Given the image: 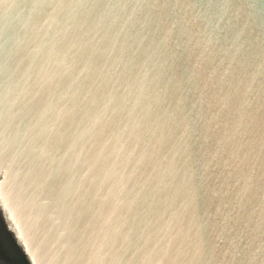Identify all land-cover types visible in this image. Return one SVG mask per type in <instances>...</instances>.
<instances>
[{
  "label": "water",
  "instance_id": "obj_1",
  "mask_svg": "<svg viewBox=\"0 0 264 264\" xmlns=\"http://www.w3.org/2000/svg\"><path fill=\"white\" fill-rule=\"evenodd\" d=\"M0 214L30 264H264V0H0Z\"/></svg>",
  "mask_w": 264,
  "mask_h": 264
},
{
  "label": "trees",
  "instance_id": "obj_2",
  "mask_svg": "<svg viewBox=\"0 0 264 264\" xmlns=\"http://www.w3.org/2000/svg\"><path fill=\"white\" fill-rule=\"evenodd\" d=\"M0 264H30L0 214Z\"/></svg>",
  "mask_w": 264,
  "mask_h": 264
}]
</instances>
